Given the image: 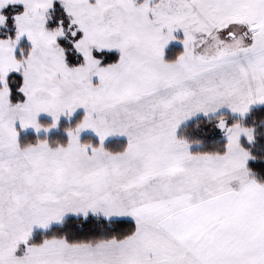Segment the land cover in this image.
<instances>
[{"label":"snow or ice","instance_id":"snow-or-ice-1","mask_svg":"<svg viewBox=\"0 0 264 264\" xmlns=\"http://www.w3.org/2000/svg\"><path fill=\"white\" fill-rule=\"evenodd\" d=\"M258 110L264 0H0V264H264Z\"/></svg>","mask_w":264,"mask_h":264},{"label":"trees","instance_id":"trees-1","mask_svg":"<svg viewBox=\"0 0 264 264\" xmlns=\"http://www.w3.org/2000/svg\"><path fill=\"white\" fill-rule=\"evenodd\" d=\"M5 11H7V12H9V14H11V12L9 11L8 8L5 9ZM171 48L176 49V48H180V46H173ZM261 115H264V113H261L259 110L255 113V116L257 118H259ZM261 131H262V133H264V129H261ZM22 135L25 138L34 139L37 134L32 133V132H27V133H23ZM50 135H52L53 138H60V137H62V135H63V127L58 128V130L52 132ZM88 135H90V134H86L84 136L87 137ZM116 139L117 138L110 139V142H116ZM119 140L120 141H125L124 139H120V138H119ZM256 150L259 151V152H264V141H262L261 144H258L256 146Z\"/></svg>","mask_w":264,"mask_h":264},{"label":"rangeland","instance_id":"rangeland-1","mask_svg":"<svg viewBox=\"0 0 264 264\" xmlns=\"http://www.w3.org/2000/svg\"><path fill=\"white\" fill-rule=\"evenodd\" d=\"M17 7H18V5H9V6H8V9H9L10 12H12V11H14ZM173 46H180V47H182V42H180V41H173L172 44L170 45V48L173 47ZM80 111H81V110H78V113H79ZM42 116H43L44 118H47V114H42ZM56 130H58V128L54 129L53 132L56 131ZM41 131H43V130H41ZM27 132H32V133H35V134H36V132H35L34 129H28V130H25L24 133H27ZM86 134H90V135H91V134H92V133H91V130H85L84 135H86ZM113 138H114V137H110L109 140H110V139H113ZM119 138H120V139H124V140H126V137H119Z\"/></svg>","mask_w":264,"mask_h":264}]
</instances>
